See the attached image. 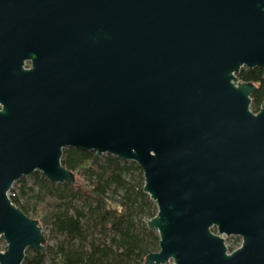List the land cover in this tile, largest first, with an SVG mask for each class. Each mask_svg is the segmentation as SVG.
I'll return each mask as SVG.
<instances>
[{"label": "water", "instance_id": "1", "mask_svg": "<svg viewBox=\"0 0 264 264\" xmlns=\"http://www.w3.org/2000/svg\"><path fill=\"white\" fill-rule=\"evenodd\" d=\"M243 68L264 77V0H0V264L45 249L9 191L73 183L66 148L140 168L145 264H264V102Z\"/></svg>", "mask_w": 264, "mask_h": 264}, {"label": "trees", "instance_id": "2", "mask_svg": "<svg viewBox=\"0 0 264 264\" xmlns=\"http://www.w3.org/2000/svg\"><path fill=\"white\" fill-rule=\"evenodd\" d=\"M237 78L255 86L250 109L257 113L264 102L262 71L243 68ZM61 164L73 183L52 184L35 172L31 185L21 178L19 193L9 191L16 207L49 229L45 249H28L22 264H145L158 251L159 238L146 225L157 209L143 192L140 168L72 148L63 150ZM57 236L64 240L51 246Z\"/></svg>", "mask_w": 264, "mask_h": 264}, {"label": "rangeland", "instance_id": "3", "mask_svg": "<svg viewBox=\"0 0 264 264\" xmlns=\"http://www.w3.org/2000/svg\"><path fill=\"white\" fill-rule=\"evenodd\" d=\"M26 183L28 185H31L32 182H33V179L31 178V176L29 177H26L24 178ZM11 190L15 193V194H18L19 193V190H20V184L19 183H15ZM11 195V193H9V196ZM45 232H46V236L48 237L49 236V229H45ZM224 238V240L227 242V245H228V251L231 252L233 251L234 249L236 248H239L242 244V240L240 237L238 236H231V237H228L226 238L225 236H222ZM64 240V237L63 236H57L55 239H53L51 242H50V245L51 246H55L56 244H58L59 242L63 241ZM46 264H49V262H47Z\"/></svg>", "mask_w": 264, "mask_h": 264}, {"label": "flooded vegetation", "instance_id": "4", "mask_svg": "<svg viewBox=\"0 0 264 264\" xmlns=\"http://www.w3.org/2000/svg\"><path fill=\"white\" fill-rule=\"evenodd\" d=\"M30 68H31V63L30 62H25L24 69H30Z\"/></svg>", "mask_w": 264, "mask_h": 264}]
</instances>
